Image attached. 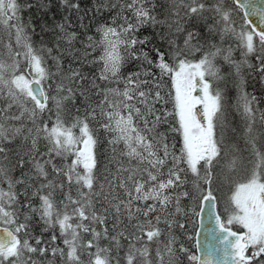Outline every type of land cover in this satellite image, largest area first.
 <instances>
[{"label":"snow or ice","instance_id":"snow-or-ice-1","mask_svg":"<svg viewBox=\"0 0 264 264\" xmlns=\"http://www.w3.org/2000/svg\"><path fill=\"white\" fill-rule=\"evenodd\" d=\"M58 7L0 0V264H264V13L258 29L236 0Z\"/></svg>","mask_w":264,"mask_h":264},{"label":"water","instance_id":"water-1","mask_svg":"<svg viewBox=\"0 0 264 264\" xmlns=\"http://www.w3.org/2000/svg\"><path fill=\"white\" fill-rule=\"evenodd\" d=\"M236 3L242 16H247L249 18L247 24L248 27H256L259 29L260 15L264 13V0H236ZM253 9L256 10L255 15L252 14ZM214 231V220L210 217L209 211L206 209L199 218H196V227L193 234L195 253L203 255L202 252H197V243L201 245L206 243H215V241L212 240V234Z\"/></svg>","mask_w":264,"mask_h":264},{"label":"trees","instance_id":"trees-1","mask_svg":"<svg viewBox=\"0 0 264 264\" xmlns=\"http://www.w3.org/2000/svg\"><path fill=\"white\" fill-rule=\"evenodd\" d=\"M31 2L35 4L36 0H31ZM51 2H52V5H53V8H52V11L49 12L48 18L50 19V17L52 16V14L53 13H56V18H57V20H59L61 18V15H62V11L58 7L59 0H51ZM161 2H162V0H161ZM92 3H93V0H81L82 7H91ZM30 11L32 13H34L36 16H39L40 15V13L37 12L35 8L31 9ZM24 15H25V18H27V16L29 15V13L26 12V13H24ZM110 15L111 14H107L106 13L105 14V17L106 18H110ZM234 16H235L236 20L238 21V23H240V24L243 23V18L241 16V13H240L239 10H238V13H234ZM73 20H75V17H73ZM88 35H92L96 39H99L98 34L96 32H92L91 30H89ZM50 36H51V34H49L48 36L45 37L46 42L50 39ZM34 39H37L38 40L39 38L38 37H34ZM216 39L218 41L219 38L217 37ZM76 46H77V48H79L81 46L79 41L77 42V45ZM95 54L98 55L99 53L97 52ZM234 55L235 56L238 55V57H239V52L238 51L235 52ZM197 56H199V54H197ZM49 63H51V61H49ZM127 70L128 69L126 68L124 71L127 72ZM224 71H227V67L224 68ZM255 91H256V94L257 95H261V92L260 91H258L256 89H255ZM227 95H228V93H227ZM260 107L261 108H264V107H262V103H261ZM237 119H238V123H240L241 122L240 121V117H238ZM233 126H234V124H233ZM217 194L220 197L219 192ZM221 196H225V194H224V192L222 190H221ZM219 209L220 208H219V204H218L217 205V212L218 213H220V210ZM195 227H196V218H193V223H190L189 224V229H190V233L189 234L192 236V240L191 241L185 240V242L189 245V247H191V249H192L193 252H194L193 234H194Z\"/></svg>","mask_w":264,"mask_h":264},{"label":"rangeland","instance_id":"rangeland-1","mask_svg":"<svg viewBox=\"0 0 264 264\" xmlns=\"http://www.w3.org/2000/svg\"><path fill=\"white\" fill-rule=\"evenodd\" d=\"M237 25H238V26L240 25V23H238V21H237ZM246 27H247V26H246ZM90 30H91L92 32H96V31H95V27H92ZM202 30H203V29H202ZM229 43L233 44V46H234V41H232L231 39H227V40L225 41V47H227ZM237 57H238V55H237ZM225 67H226V66H225ZM225 67H224V68H225ZM255 89L261 92V89H260V85H259V83L256 84ZM248 91H249V92H252V91H253V87H252L251 83H250L249 86H248ZM228 99H229V101H230L231 103H233V104L235 103V99H236V91H235V89H232L231 86H229V89H228ZM262 107H264V103H262ZM231 112H232V116H231L230 119L232 120V124H234V126H235L239 131L242 132V128H240V124H241V122L238 123V119H237L239 116L235 113V110H234V109H231ZM257 115H258V114H257ZM221 190H222V191L224 192V194H225V196H221V191H219V194H220V197H221V199H220V201H219V208H220L219 210H220V214H223L224 211H225V202H226V198H227L226 194H227V192H228V188H227V186H225V187L222 188ZM217 195H218V194H217Z\"/></svg>","mask_w":264,"mask_h":264}]
</instances>
